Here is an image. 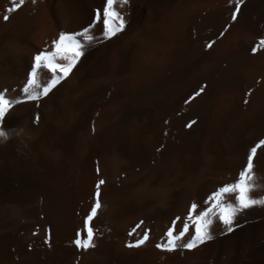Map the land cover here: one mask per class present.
Returning <instances> with one entry per match:
<instances>
[{"label":"bare ground","instance_id":"obj_1","mask_svg":"<svg viewBox=\"0 0 264 264\" xmlns=\"http://www.w3.org/2000/svg\"><path fill=\"white\" fill-rule=\"evenodd\" d=\"M104 3L0 0V92L22 101L0 122V264H264V204L232 231L213 216L212 238L192 248L191 221L173 251L156 247L264 140V0H126L107 38ZM85 28L94 39L64 78L26 100L35 55ZM253 173L250 196L264 200V145ZM97 201L85 250L74 240Z\"/></svg>","mask_w":264,"mask_h":264},{"label":"snow or ice","instance_id":"obj_2","mask_svg":"<svg viewBox=\"0 0 264 264\" xmlns=\"http://www.w3.org/2000/svg\"><path fill=\"white\" fill-rule=\"evenodd\" d=\"M35 2V0H33ZM23 3V0H20ZM126 0H105L102 16L101 10H96L95 16L97 21H102L103 34L105 38L114 35L116 32L123 28V19L118 15L113 9L114 4H123ZM239 6V0H237V7ZM11 10V9H10ZM235 12L232 13V18L235 19ZM7 19V16L4 17ZM94 39L92 35L89 34V29L85 28L78 33H65L61 32L58 38L52 41L51 51H41L34 57V63L32 65V71L27 76V81L23 86V93L25 94L26 100L35 101L41 96H45L48 92L57 84L60 80L64 78V75L73 67L79 57L83 54L81 49L84 47V42H90ZM258 46L264 47V39L258 42ZM252 51H256V47L252 48ZM59 60L67 61L66 64L59 63ZM39 71L47 70V72L52 73L51 79L46 83H42L37 75ZM57 73H61L57 75ZM22 101L18 98L8 99L3 92H0V122H3L5 114L8 110L15 104H19ZM8 133L0 127V139H7ZM264 145V140H261L256 147L251 149L250 154L247 156V163L244 168L239 173V178L230 184H226L220 187L217 191H214L209 197L212 202V207L203 210H197V205L192 204L188 210V217L182 222V227L179 230L175 229V221H173L172 226H170L165 236L167 240L164 244H157V248H161L167 251H173L176 247V242L185 236V233L189 229V221L194 225L195 232L191 234V238L187 240L186 243L182 244L184 248H192L196 244L203 242L206 239H211L212 237L208 235V226L212 224V217H218L219 221L224 225L228 226L227 230L232 231V222L235 215L250 206L257 204H264V200H258L250 196L251 191L255 187V176L253 173V154L256 153L257 147ZM104 183L103 181L99 182ZM235 193L236 204L225 203V198H231V194ZM98 186H97V193ZM99 202L97 201L91 208L89 215L85 219V232L86 238L80 239V233H77V239L74 243L77 247L87 250L92 247V237L93 231L91 227L88 226V221L96 214L97 208L99 207ZM196 211L195 216L193 212ZM179 219V217L177 218ZM175 231V234H174ZM147 232L144 233L143 238L136 242L137 246L143 244L147 240ZM132 246V245H130Z\"/></svg>","mask_w":264,"mask_h":264}]
</instances>
